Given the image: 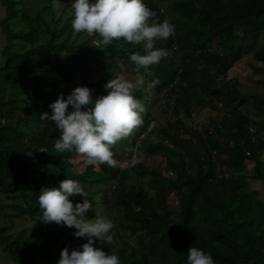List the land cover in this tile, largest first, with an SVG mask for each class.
I'll return each mask as SVG.
<instances>
[{"label": "trees", "instance_id": "16d2710c", "mask_svg": "<svg viewBox=\"0 0 264 264\" xmlns=\"http://www.w3.org/2000/svg\"><path fill=\"white\" fill-rule=\"evenodd\" d=\"M71 2L0 0V258L56 264L61 248L79 250L85 238L73 236L75 229L38 219L41 187L71 178L92 202L85 217L114 224L111 243L93 237L92 246L116 254L121 264H187L188 247L209 253L214 264H264V200L244 183L264 190V95L241 91L231 75L251 54L258 62L251 65L256 80L264 84V0H142L155 13L149 23L167 18L175 26L153 44L168 55L147 69L128 60L132 52L144 53L143 41L114 39L105 45L94 33L73 31ZM121 63L134 74H148L145 89L133 90L137 99L170 94L165 105L172 116L164 124L154 120L136 144L158 108L144 111L142 123L112 151L159 150L167 154L172 174L156 160L149 166L139 161L97 168L75 151L53 147L59 130L40 118L51 113L48 104L79 85L93 99L106 94L103 85L120 76ZM151 81L157 82L149 87ZM217 102L224 113L210 121L215 129L195 126L192 115L218 108ZM222 163L227 175L218 171ZM246 164L250 169L243 173ZM142 176L150 178L153 192ZM176 186L180 195L171 205ZM110 204L119 213L113 219Z\"/></svg>", "mask_w": 264, "mask_h": 264}, {"label": "clouds", "instance_id": "9594fccd", "mask_svg": "<svg viewBox=\"0 0 264 264\" xmlns=\"http://www.w3.org/2000/svg\"><path fill=\"white\" fill-rule=\"evenodd\" d=\"M154 15L155 13L147 8L142 0H72L71 2L73 31L94 33L99 38V42L105 45L110 44L114 39H122L133 44L143 41L144 53L132 52L128 56V60L137 69H147L149 65L158 63L162 57L168 55L166 49L153 47V44L157 39L169 37L174 32L175 26L167 18L159 23H149V18ZM172 46L176 48L174 43ZM179 64H176L178 71L181 69ZM156 82L151 81L148 86L152 87ZM143 83V76L137 71L134 82L123 76L113 75L103 85L108 90L106 94L99 95L95 99L85 85L74 87L65 96L57 95L55 100L48 104L51 113L40 114L42 120L51 121L59 130V138L53 145L55 150L75 151L86 157V164H92L97 168L101 164H107L109 167L120 165V162L114 158L112 147L142 123L145 108L133 95V89ZM171 87L170 84L166 89ZM169 95L161 97L162 105H165ZM217 106L221 110L220 113H224L220 102H217ZM154 120L150 118L139 133L136 144L149 134ZM207 123L212 124L213 130L215 129L213 123ZM164 142L167 140L165 139ZM136 150V147H133L125 153L121 167H126L129 162L130 165L139 162L136 158ZM77 194L82 199L73 203L71 198ZM87 197L88 193L80 182L71 178H63L55 187H41L38 192L37 202L41 210L38 219L43 223H62L75 229L73 236L85 238L79 250L61 248L56 264H121L116 254L105 253L99 247L92 246L93 237L97 241L111 243L110 230L114 224L111 219L105 217L86 218L85 212L92 206V202ZM186 262L214 264L209 253L196 247H188Z\"/></svg>", "mask_w": 264, "mask_h": 264}, {"label": "rangeland", "instance_id": "374dc122", "mask_svg": "<svg viewBox=\"0 0 264 264\" xmlns=\"http://www.w3.org/2000/svg\"><path fill=\"white\" fill-rule=\"evenodd\" d=\"M0 16H1V9H0ZM93 41H97V40L93 39ZM260 42L262 45H264V32H263L262 36L260 37ZM252 64H258V62H255V60L252 58L251 54L246 55L242 60L237 62V64L231 70L232 79L237 80L241 91L248 92V93H259V94L264 95V84L258 83V81L256 80L259 76H258V74H255L253 72L252 67H251ZM135 75L136 74H134V72L130 71L127 67H125L121 63V74H120V76H123L124 78L130 79L131 81L134 82L135 81ZM142 76L144 79V83L142 85L135 86L133 90L140 89V88H142L143 90L145 89V86H146L145 84H146V79L148 78V74H145ZM221 81L222 80H218L219 83ZM193 93L197 97L199 96V92L194 90ZM167 96H168V94L165 95V97H167ZM201 96L202 95L200 94V97ZM140 101L144 105L145 113H146V111L149 112V111H153L155 108H158L152 114L153 118L151 117L152 119H155V121L158 124H164L166 121H169L171 119V116H172L171 111L166 105H162L160 103V101H162L161 98L156 99L154 97V99H151L150 97L144 96V98L141 99ZM159 103L162 105L161 107H160ZM220 112H221L220 109H218L216 107L208 106V107H205L203 109H200L199 111H196V113H194L193 116L191 117V120L195 126H198L201 124H207V122H210L214 117H217L218 113H220ZM150 138L155 139L154 135L150 136ZM136 151H137V153H139L136 158L138 159V161L142 162L144 165L149 166L152 163H154L156 160L160 164L159 165L160 169L163 172L165 171L166 173L170 174L169 171H172L171 169L168 168V166L165 163V158H166L167 154H165L159 150L156 152H149V151H140L137 148ZM126 152H127L126 150H124L122 152L115 150L113 152V155L119 157V159H120L119 167L122 166V160L124 159ZM124 165H126V164H124ZM217 168H218L219 172H223V173H225V175H227L224 163L217 165ZM249 169H250V166L246 164V165H244L241 172L247 173V172H249ZM130 173L133 174V171L130 170ZM140 178L142 179L143 182H145V188H146L147 192H150V191L153 192L155 190V186H153V184H152V182L148 176H144V177L142 176ZM244 183L250 189L255 190L257 188L260 198L262 200H264V190L260 188L259 183H256L253 181L250 182L247 180H244ZM180 189L181 188L179 186H176L174 189H172L171 194H170V199H169L170 200L169 203L171 205H173L176 202L178 196L180 195ZM108 211L110 212V216L112 219L115 216H117V214H119L118 210L111 204H110V209ZM104 215H106V212L104 213ZM18 228H19V225H18ZM7 260L8 259L0 258V262H2V263L6 262Z\"/></svg>", "mask_w": 264, "mask_h": 264}, {"label": "built area", "instance_id": "2783aa9c", "mask_svg": "<svg viewBox=\"0 0 264 264\" xmlns=\"http://www.w3.org/2000/svg\"><path fill=\"white\" fill-rule=\"evenodd\" d=\"M205 126L209 129V131H213V126H212V124H209V123H207V124H205ZM151 127V124H150V126H149V128ZM148 128V129H149ZM134 155V154H133ZM169 173H172V171H169Z\"/></svg>", "mask_w": 264, "mask_h": 264}, {"label": "water", "instance_id": "95a60500", "mask_svg": "<svg viewBox=\"0 0 264 264\" xmlns=\"http://www.w3.org/2000/svg\"><path fill=\"white\" fill-rule=\"evenodd\" d=\"M0 43H1V36H0ZM0 264H15L12 259H8L6 262H0Z\"/></svg>", "mask_w": 264, "mask_h": 264}]
</instances>
